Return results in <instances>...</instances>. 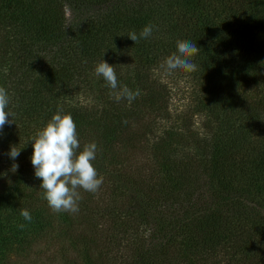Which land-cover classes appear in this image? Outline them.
I'll list each match as a JSON object with an SVG mask.
<instances>
[{
    "label": "trees",
    "instance_id": "1",
    "mask_svg": "<svg viewBox=\"0 0 264 264\" xmlns=\"http://www.w3.org/2000/svg\"><path fill=\"white\" fill-rule=\"evenodd\" d=\"M149 24V38L127 37ZM184 40L200 48L197 70L165 75ZM101 59L141 95L117 102L95 73ZM0 87L15 113L0 134V264L62 233L81 250L76 264H264V0H0ZM173 88H188L182 108ZM58 108L81 148L98 146L94 165L116 197L100 213L85 191L75 214L42 196L30 140ZM143 116L142 135L131 125ZM11 145L22 148L14 161ZM137 145L141 167L129 163ZM103 212L110 225L98 229Z\"/></svg>",
    "mask_w": 264,
    "mask_h": 264
},
{
    "label": "clouds",
    "instance_id": "2",
    "mask_svg": "<svg viewBox=\"0 0 264 264\" xmlns=\"http://www.w3.org/2000/svg\"><path fill=\"white\" fill-rule=\"evenodd\" d=\"M154 25L143 27L139 36L135 31L127 36L133 42L139 39H147L153 33ZM200 48L191 41H177V52L165 58L161 67L165 75L172 74L175 70H183L191 73L197 70L196 64L191 60ZM97 76H102L107 85L113 90L114 99L119 102L126 99L130 104L141 95V90H130L126 85L119 84L114 65H110L101 59L96 67ZM10 97L4 87H0V134L6 124H12L9 119L15 115L8 111ZM32 143L31 164L35 177L41 183L42 196L47 201L53 212L78 213L79 202L82 199L81 190L96 193L103 184V177L98 174L94 165L98 146L95 142L83 145L78 138V132L74 119L70 113H65L63 108L51 116L45 126L39 129L30 140ZM22 148L16 145L10 146L7 153L10 159L16 160ZM19 168L13 163L10 171L15 173ZM20 215L25 221L31 223L33 217L29 210L21 209ZM23 230L26 225L17 226Z\"/></svg>",
    "mask_w": 264,
    "mask_h": 264
},
{
    "label": "rangeland",
    "instance_id": "3",
    "mask_svg": "<svg viewBox=\"0 0 264 264\" xmlns=\"http://www.w3.org/2000/svg\"><path fill=\"white\" fill-rule=\"evenodd\" d=\"M66 17L68 18L70 17L69 10L67 9H66ZM162 79L163 81H168V82L170 81L168 78H165V79L162 78ZM182 90L187 91L188 88H173L172 89V92L174 94L172 101L176 102L177 100H179L178 102L179 108H182L183 105H185V99H187L185 93L184 92L182 93ZM174 111H175V114L176 113L182 114L178 109L174 108ZM171 114H174V112H171ZM173 116L174 115L172 116L170 115V118L173 119ZM143 117H144L143 119L140 118L134 121L133 124L131 125L132 130L142 135L143 133L148 134L152 127L149 116L147 117L143 116ZM130 151H132L133 153L129 152L128 154V157L132 161L129 163H133L135 166L137 165L138 167L143 166V160H144V155H145L144 151H142L138 145L136 149H132ZM0 165H1L0 168L2 170L4 169L5 171L6 169V166H4L5 164L0 161ZM3 180L4 178L1 179L0 181H3ZM112 187L113 186L111 185V182H108L103 179V184L100 186L99 190L96 193L87 192L91 197L90 198L91 203L89 204L91 205V209L95 210L96 208H98L99 213H100L101 209L106 204V202H107L106 209L108 208L109 206L108 200L111 199V197L109 198V196L112 195V189H111ZM88 194H85V192L83 191L81 193L82 199L88 196ZM115 198H112L109 201H113ZM99 201L100 203H98ZM105 214L106 213L104 212L101 213V217L104 218V220H101L98 222H95L96 220L94 219L93 215L90 214L89 219L85 220L84 224L90 225L92 224V221H94L95 224L99 226L98 229L100 228L104 229V224L109 227L110 224L105 223V218H106ZM82 226L83 225H78L77 227L75 226L74 228L79 229V228H82ZM84 228L86 229V226H84ZM76 229H75V232H76ZM105 234L106 232L104 231H97L96 234L94 233L91 235V238L93 239L92 246L94 248L96 249L101 248V238ZM75 237H76V233H75ZM35 241L36 242L32 247L27 248L25 251L24 250L20 251L18 255H14V254L10 255L8 259L5 261V264H76L80 260L81 250L79 249L76 250V243L72 244L71 241L73 240L67 239L65 234L63 233L57 237H54V234H50L41 240L37 239ZM123 248H124L123 251L125 254L131 255L130 253L135 248V246L130 244L127 249L125 247Z\"/></svg>",
    "mask_w": 264,
    "mask_h": 264
}]
</instances>
